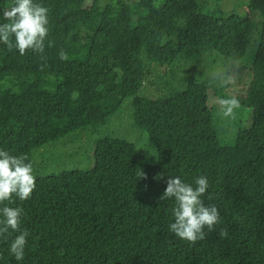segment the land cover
<instances>
[{
    "label": "trees",
    "instance_id": "16d2710c",
    "mask_svg": "<svg viewBox=\"0 0 264 264\" xmlns=\"http://www.w3.org/2000/svg\"><path fill=\"white\" fill-rule=\"evenodd\" d=\"M110 1L35 0L49 9L44 50L21 55L0 43V149L32 162L34 149L103 124L132 99V125L148 135L157 165L104 138L89 172L37 177L31 197L10 205L24 209L29 233L20 264H264V0H248L244 15L203 14L198 0ZM11 2L0 0V11ZM252 11L263 22L249 88L236 99L253 122L239 123L233 145L218 139L206 87L141 96L155 67L147 63L209 50L241 60ZM200 175L220 220L190 244L169 231L174 201L160 197L168 179ZM11 239H0V264H17Z\"/></svg>",
    "mask_w": 264,
    "mask_h": 264
},
{
    "label": "rangeland",
    "instance_id": "374dc122",
    "mask_svg": "<svg viewBox=\"0 0 264 264\" xmlns=\"http://www.w3.org/2000/svg\"><path fill=\"white\" fill-rule=\"evenodd\" d=\"M103 5L110 0H101ZM164 0H156L154 6L160 7ZM248 0H198V12L209 15L246 14ZM254 28L253 39L245 56L239 60L225 58L215 51L191 52L182 56L172 66L153 65L152 74L141 96L158 99L161 95L183 91L190 82L207 88L208 106L213 115V127L218 139L224 145H233L236 131L242 126L252 125V111L241 107L234 109L231 116H225L219 104L220 99L236 98L245 93L250 85V67L258 47V34L263 22L259 11L249 14ZM132 99H126L119 112L109 117L103 124L79 130L70 135L38 147L32 151L34 175L46 178L64 172H89L94 166V151L97 142L104 138L125 140L135 146L136 153L145 163L157 165L156 148L149 142L145 132L132 125Z\"/></svg>",
    "mask_w": 264,
    "mask_h": 264
},
{
    "label": "clouds",
    "instance_id": "9594fccd",
    "mask_svg": "<svg viewBox=\"0 0 264 264\" xmlns=\"http://www.w3.org/2000/svg\"><path fill=\"white\" fill-rule=\"evenodd\" d=\"M49 9L35 0H12L0 11V43L8 50L15 48L21 55L26 51L42 52L49 34ZM14 38V43H13ZM225 116L240 107L236 98L220 99ZM209 180L200 175L193 183L180 176L167 180L161 200H173L172 222L168 229L176 237L195 244L205 239V229L211 231L219 223V209L205 205L203 197L209 189ZM36 187V176L32 162L27 156H16L0 149V239L8 240V253L20 264L25 258L29 233L22 229L25 215L19 205L12 207L18 199L28 200Z\"/></svg>",
    "mask_w": 264,
    "mask_h": 264
}]
</instances>
